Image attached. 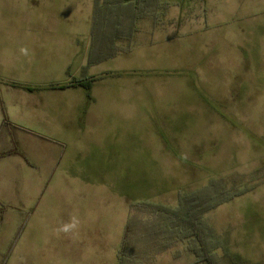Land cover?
Returning <instances> with one entry per match:
<instances>
[{"label":"rangeland","instance_id":"374dc122","mask_svg":"<svg viewBox=\"0 0 264 264\" xmlns=\"http://www.w3.org/2000/svg\"><path fill=\"white\" fill-rule=\"evenodd\" d=\"M53 1L58 9L62 2ZM92 1L63 0L70 23L75 21L82 27L90 15ZM159 4L156 17L150 15L149 19L144 17L136 23L131 20L129 25L126 18L106 16L100 7L95 10V31L106 36L112 34V27L116 30L117 23L125 34L126 30L131 36L135 32L134 37L144 33L157 38L177 31L174 42L163 40L161 51L147 50L143 57L136 45L126 62L112 59L102 63L101 72L111 71L113 78L107 86L101 81L100 95L116 98L113 108L118 114L130 116L127 97L144 91V117L145 122L148 119L151 147L156 148L152 138L157 129L162 131L164 144L168 146V152L164 153L175 154L172 140L166 139L168 130L164 129L169 128L173 138L177 135V161L189 175L216 158L219 161L214 164L220 162L224 170L222 179L227 183L224 186L252 187L246 194L207 213L203 224L210 236L208 245L224 264H264V0H159ZM121 8L126 5H120L123 11ZM103 20L105 28L101 30ZM245 36L250 42L247 50H242L239 41ZM211 47V55L202 61L196 59V55L205 56ZM172 55L177 56L174 65ZM255 63L261 67L254 71ZM130 120L131 116L126 117L129 126ZM237 145L240 147L236 151ZM180 149H189L192 155L187 157ZM122 155L113 172L118 183L101 193L100 208L96 202L94 210L100 212L99 219L88 223L80 215L85 228L95 226V229L64 230L60 227L69 215L55 216L48 235L49 246L43 249L48 262L38 264H116L127 221L125 263L196 264L188 250L191 240H177L151 209L161 206L151 200L155 189L158 190L153 180L163 175L167 167L148 165H162L168 158L156 155L151 148L142 157L145 166L136 165L143 161L135 156L132 168L121 166L124 165L121 161L132 162L126 152ZM233 168L245 176L230 181L236 176L232 174ZM204 181L203 176L197 175L192 178L190 188H199ZM7 263L15 262L7 259Z\"/></svg>","mask_w":264,"mask_h":264},{"label":"crops","instance_id":"0c3cea01","mask_svg":"<svg viewBox=\"0 0 264 264\" xmlns=\"http://www.w3.org/2000/svg\"><path fill=\"white\" fill-rule=\"evenodd\" d=\"M60 2V7L55 9L53 0H0V261L21 228L8 258V262H15L13 264L48 262L43 249L49 246L48 235L57 215H69L60 227L64 230L95 229V226L85 228L80 215H84L88 223L99 219L100 212L94 210L96 202V207L100 208L103 193L118 183L113 172L125 152L132 162L121 161L124 162L122 167L133 168L134 157L144 158L151 148L156 155L168 158L162 165H148L150 168L167 167L163 175L153 180L158 190L155 189L151 197L167 208L176 206L181 194L212 183L229 191L243 188L223 185L227 184L222 179L224 170L220 162L219 166L214 164L219 161L216 158L201 164L189 175L177 161V135L173 138L169 128L164 129L168 130L166 139L172 140L175 154L164 153L168 152V146L164 144L162 131L157 129L153 132L155 137L152 135L156 148L151 147L148 119L145 122L144 117V91L127 97L130 126L126 123V117L130 116L118 114L113 108L116 98L100 95L101 81L107 86L113 78L111 71L101 72L102 63L112 59L126 62L136 45L143 57L147 50L161 51L163 40L174 42L177 31L157 38L144 33L134 37L135 32L131 36L126 30L125 34L117 23L116 30L112 27V34L106 36L95 31V5L102 9L113 5V1H92L90 15L82 27L75 21L70 23L64 2ZM116 3L132 5L128 0ZM144 17L149 19L148 10L140 20ZM128 20L129 25L131 20ZM104 25L103 20L101 30ZM248 42V36L241 37L239 47L247 50ZM212 48L205 56L196 55V59L204 60L211 55ZM172 57L171 65H174L177 56ZM260 67L255 63L253 69ZM102 75L107 76L102 78ZM85 81H91L88 91L76 85ZM162 92L160 89L161 95ZM239 147L237 145L235 150ZM180 150L187 157L192 155L189 149ZM143 158V163L136 165L144 167ZM233 170L236 176L230 181L245 176ZM197 175L204 177V184L192 189V178ZM160 200L166 203L158 202ZM171 201H175L174 204ZM127 227L128 221L125 231ZM38 253H42L40 258Z\"/></svg>","mask_w":264,"mask_h":264},{"label":"trees","instance_id":"16d2710c","mask_svg":"<svg viewBox=\"0 0 264 264\" xmlns=\"http://www.w3.org/2000/svg\"><path fill=\"white\" fill-rule=\"evenodd\" d=\"M105 1H113V5L104 6V8H102V11L106 16L115 15L119 19L129 18L132 21L134 20V22L140 19L143 15L145 16L147 10L153 17H156L160 10L159 0H132V5H128L126 8H121L123 11L120 10V6L116 3V1L118 2L119 0ZM95 10H98V4L95 5ZM90 84L91 81H85L77 83L76 85L88 91ZM3 123L6 122L3 121ZM251 189V186H246L229 191L224 190L218 184H211L197 191L180 195L177 202V208L171 209L162 206H155L151 209L157 214L156 217H159V221L163 222L164 228L169 231V233H174L177 240H191L188 250L195 257L196 264H224L221 261V258L213 253L214 248L210 247L207 243V237L209 238L210 236L204 227L203 218L207 213L215 210L220 205L246 194ZM20 231L21 228L14 235L6 253L1 258L0 264H6L7 259L19 238ZM123 237L117 253V264H127L123 261L124 256H126V231Z\"/></svg>","mask_w":264,"mask_h":264}]
</instances>
